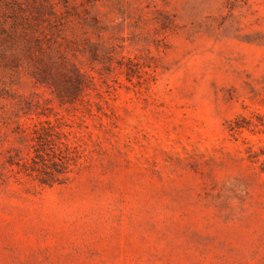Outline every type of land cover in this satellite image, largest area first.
Here are the masks:
<instances>
[{
  "label": "rangeland",
  "instance_id": "1",
  "mask_svg": "<svg viewBox=\"0 0 264 264\" xmlns=\"http://www.w3.org/2000/svg\"><path fill=\"white\" fill-rule=\"evenodd\" d=\"M0 264H264V0H0Z\"/></svg>",
  "mask_w": 264,
  "mask_h": 264
},
{
  "label": "trees",
  "instance_id": "2",
  "mask_svg": "<svg viewBox=\"0 0 264 264\" xmlns=\"http://www.w3.org/2000/svg\"><path fill=\"white\" fill-rule=\"evenodd\" d=\"M66 80H70V84H71V94L73 95H77L79 92H81V90L84 88V80L82 78V76L78 73H74L73 77L72 76H66ZM40 127L35 125V129L33 130V140H37L38 142H41L42 140H47L48 138L52 139L53 136H55V134L51 133L52 130L49 131L48 128H46L45 126H43L41 123H39ZM22 130H24V127H20ZM52 128V127H49ZM56 137H58V140L61 141V138L59 137V135H57ZM48 139V141H49ZM61 144H64L63 142H61ZM66 147L67 145L64 144ZM10 165H17L19 167V169H23L25 173H29V171H34L35 170V166L38 162H36L35 160L32 159V163L26 159V158H20V162L19 161H15L13 159V157H10L9 160ZM34 164V165H33ZM53 165H57L56 163H53Z\"/></svg>",
  "mask_w": 264,
  "mask_h": 264
}]
</instances>
